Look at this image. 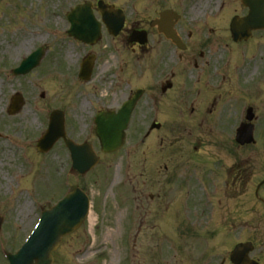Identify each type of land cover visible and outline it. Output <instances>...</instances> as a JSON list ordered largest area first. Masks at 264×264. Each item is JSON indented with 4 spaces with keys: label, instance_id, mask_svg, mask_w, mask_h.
Instances as JSON below:
<instances>
[{
    "label": "rangeland",
    "instance_id": "obj_1",
    "mask_svg": "<svg viewBox=\"0 0 264 264\" xmlns=\"http://www.w3.org/2000/svg\"><path fill=\"white\" fill-rule=\"evenodd\" d=\"M45 1L34 3L32 0H13L14 4H9L6 0H0V20L3 18L1 15L6 14L0 26L13 22L18 26L17 33L21 36L25 27L29 26L27 20L31 11L37 6L41 8L44 4L46 5L47 1ZM7 34L3 32L0 35V215L4 216L6 221V230L2 235L9 236L10 230L13 234L12 238L16 240L23 239L37 221V213L34 209L36 203L44 202L48 196H52L50 204H53L61 196L62 192L58 193V191L65 186L60 181L63 175L62 169L67 170L70 167L68 152L62 143L55 146L50 156L44 159V157H38L35 151L33 152L34 138L37 141L36 138L47 129L50 113L55 109H60L67 112V133L71 139L77 143L91 142L97 152L102 154L98 140L93 133L91 119L94 112L100 108L98 99L105 93H101L95 85L76 83V75L69 76L67 70L60 74L55 69L57 67H51L55 61H63L67 57L62 43L64 50L56 46V50H52L44 58L41 68L35 70L30 76L9 75L7 68L17 63L19 55L22 56L39 46L47 36L46 28L38 25L36 30L15 43L18 51L12 53L8 49L11 44H2L4 42L2 39ZM260 44H264V35L251 45L256 54L253 58L255 63L260 58H264V45L259 47ZM6 49H8L7 53ZM69 50L74 53L73 46ZM245 50L248 51L247 48ZM57 51L62 54H56ZM238 56L239 54L236 55ZM243 59V70H246L251 59L245 54ZM236 63L237 60L233 64ZM252 82L251 85L246 86L235 81L232 86L226 84V89L229 91L234 88L232 99L236 102L252 100L256 103L261 99L264 103V63L261 64V69L258 70ZM15 91L23 94L27 104L21 114L12 118L7 115L6 110L9 105V96ZM42 92L46 94L44 99L40 98ZM176 97L179 99L178 96ZM179 106L184 108V105L176 103L169 104L166 108L171 112L175 107L180 109ZM161 110L165 112L164 106ZM191 110L188 106L187 111H184L185 115L178 118L175 115L176 118L173 121L169 120L172 124L168 126V135L167 130L165 132L155 131L149 138H145L150 119L144 120V116L150 117L155 114L159 117L155 106L146 105L141 114L139 110L137 111L136 119L127 134L126 145L120 151L112 156H104L103 162L84 176L75 172L72 174V181L82 185L96 205L94 212L97 219L93 225L90 220L86 221L78 234L66 239L62 248L56 253V264L204 263L199 256L196 255L199 260L193 257L194 249L189 248L187 253H181L188 248L189 236H179L170 227V224L173 227V223L169 215L176 213L175 207L180 204L183 207L187 205L189 208V205L195 202V198L200 200L197 202L198 205H201L204 200L202 190L196 195L198 187L194 186L195 194L193 195L190 180L189 183L186 181L182 183L178 177L182 175L185 178L186 174L194 173L197 178L196 182L203 184L208 180L211 181L214 175L217 176V180L224 182L225 179L221 176L223 177L226 169L235 163L245 162L252 166L255 174L258 173L261 176L264 175V169L260 167L262 166L259 161L260 156L258 165L255 161L256 150L259 152V149H255L254 146L231 144L233 142L231 131L235 125L227 127V133L223 131L226 126L214 119L215 116L221 114L220 112L215 114L213 112L205 126L195 129L192 120L187 119ZM201 110L208 113L212 108L208 106L205 110ZM263 117L264 114L260 120ZM184 119L188 121L186 125H184ZM204 122V119L194 121L197 127ZM88 125L90 128L87 127ZM177 130H180L182 136ZM199 132L205 137L207 144L195 140ZM260 134L264 135V129L260 131ZM172 140L175 141L176 146H168ZM174 148L178 150V153L173 162L167 150ZM49 162L52 165L55 164L56 169L50 170ZM20 163L24 166L23 168H20ZM58 168L60 169L59 174L57 173ZM194 170L196 173L193 172ZM15 171L17 175L18 172L20 174L17 183L13 180ZM259 175H256V179L260 180L263 177ZM8 180L12 183H8ZM126 180L128 184L124 185ZM250 183L249 193L245 195L242 204L240 199H233V201L223 199L216 203V208L219 214L224 216L227 208L236 211L241 207L242 219L247 229H253V227L264 229V211L254 204L253 182ZM19 185L22 190L29 185L32 186L34 193L24 191L19 201L20 189H17ZM205 186L206 190L211 187L207 184ZM41 197L43 201L35 200ZM221 198H217L216 201ZM167 204L166 211L162 213L160 207ZM186 215L190 217L191 213L188 212ZM191 219H189V224ZM130 220L134 221L133 225H130ZM222 221L224 219L218 218V222ZM96 224L98 228L95 227ZM13 227H15L14 230ZM224 229H226L225 226ZM248 238H252V234H245L244 240ZM218 243L215 245L217 246ZM222 244L228 245V242L225 241ZM198 246L201 248L199 253L204 250L205 255L210 247L213 248L208 241H199ZM84 248L88 250L81 256L79 250ZM214 250L215 253L209 254L208 257L204 255V258H201L206 263H212L218 254L224 253L219 248ZM220 258L221 256L217 260ZM188 259L191 261L187 262Z\"/></svg>",
    "mask_w": 264,
    "mask_h": 264
},
{
    "label": "flooded vegetation",
    "instance_id": "obj_2",
    "mask_svg": "<svg viewBox=\"0 0 264 264\" xmlns=\"http://www.w3.org/2000/svg\"><path fill=\"white\" fill-rule=\"evenodd\" d=\"M68 1V0H65ZM91 3V7L98 19L101 15L96 2L98 0H85ZM112 7L113 13L125 17L124 26L117 36L108 34L106 27L102 26L103 40L110 41V48L114 51H131L139 49L142 51V74L157 75L156 87H170L164 92V96L175 92L184 85L203 86L209 80V72L206 66L211 65L204 58L208 50L207 25L200 23L194 25L193 21H202L207 11L214 9L216 0H104ZM84 3V2H83ZM109 10V8H107ZM111 11V9L109 10ZM236 14L240 17L246 15V9L238 3ZM169 12V26L176 30L179 38L185 44L183 49L177 48L171 41L167 40L154 25L156 21L162 20V14ZM227 13L228 10H226ZM62 20V16H60ZM225 19V18H224ZM225 21V20H224ZM66 25H69L65 19ZM141 31L143 43L140 45L129 44L133 32ZM85 47H89L84 45ZM89 55L92 51L86 49ZM94 52V51H93ZM96 55V54H95ZM94 55V56H95ZM97 57V56H96ZM101 55L98 53V59ZM199 62L201 65H199ZM200 66L202 67L201 70ZM131 79L127 77L111 84V97L109 106L115 108L122 103L127 96V89ZM132 92V90H131ZM200 224V223H199ZM238 233L240 229H235ZM253 260L262 262L256 253L251 255Z\"/></svg>",
    "mask_w": 264,
    "mask_h": 264
},
{
    "label": "water",
    "instance_id": "obj_3",
    "mask_svg": "<svg viewBox=\"0 0 264 264\" xmlns=\"http://www.w3.org/2000/svg\"><path fill=\"white\" fill-rule=\"evenodd\" d=\"M252 4L257 6V15L261 18V22L253 24L254 27H259L264 24V0H252ZM250 27V25L248 26ZM128 117V115H127ZM124 115L118 117V120L113 123L116 138L123 140V130L126 127L124 122ZM57 133L51 132L47 138V141H51L59 133V127ZM90 159L89 166L85 170L91 167ZM85 201L82 203L71 202L64 204L61 208L54 210L51 214L45 216L40 230L35 234L26 248L17 256L15 264H52V252L60 245L62 237L72 233L77 229L85 219L86 208ZM35 262V263H34Z\"/></svg>",
    "mask_w": 264,
    "mask_h": 264
},
{
    "label": "bare ground",
    "instance_id": "obj_4",
    "mask_svg": "<svg viewBox=\"0 0 264 264\" xmlns=\"http://www.w3.org/2000/svg\"><path fill=\"white\" fill-rule=\"evenodd\" d=\"M7 182L10 183L9 180ZM90 222H91V224H94V222H95V218H94L92 213L90 214Z\"/></svg>",
    "mask_w": 264,
    "mask_h": 264
}]
</instances>
